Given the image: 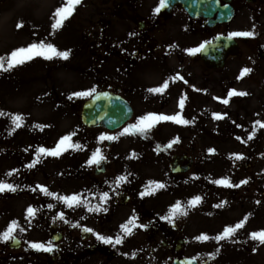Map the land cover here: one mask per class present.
I'll use <instances>...</instances> for the list:
<instances>
[{
  "label": "rangeland",
  "instance_id": "374dc122",
  "mask_svg": "<svg viewBox=\"0 0 264 264\" xmlns=\"http://www.w3.org/2000/svg\"><path fill=\"white\" fill-rule=\"evenodd\" d=\"M63 4L64 0L0 1V56H7L15 48L24 47L41 40L54 44L59 51H69L67 59L71 54L73 56L63 64L60 63L66 59L57 57L52 60H45L36 57L9 71H0V112L4 113V115H0V181L11 183L14 186L19 184L21 180L30 182L35 179L33 174V171H35V174L38 172L37 185L44 186V182L49 178L42 175L44 171L40 167L47 168L52 164L53 166L63 164L69 166L75 158L73 156L75 151L70 147L60 156L54 157L37 156V149L39 147H55L59 139L69 133H74L71 142L79 144L85 139V133H89L102 146L112 143L108 151L113 156L115 166L112 169V175L110 174L105 179V191H100L96 198L92 197V200L88 203L84 192L77 188V194H80L81 199L87 204L96 205L100 201V194L103 192L109 194L114 188L124 186L131 194H138L146 191L149 181L160 182L164 187L156 189L154 194L145 195V197L152 199L155 210L166 214H168L170 207L179 201L186 208L187 215L177 217L180 218L187 234L194 240L199 250L204 255L214 259L213 264H264V244L257 246L256 241L250 238V233L264 230V207L256 203L259 195L257 187L248 182L244 183L243 186L248 195H246L245 200L240 197V203H238L232 202L230 199L235 186L224 187L214 183L215 180L226 177L233 185H236L237 180L244 175L226 165L227 161H229V164L231 162L229 157H222L225 162L221 160V156L216 157L215 149L220 154L222 152L229 153V150H232L234 152L232 162L234 165L245 172H252V169H254L264 176V128L256 124L257 121L264 123V59L259 58L262 47L261 24L258 14H255L256 19L250 22L248 13L244 9H239L236 13L235 20L228 27L230 33L252 32L253 35L247 36L252 38V42L247 44L241 40L242 37H237L239 39L238 54L230 58L221 71L203 70L204 67L199 68V85L207 88L206 91H208L206 97H199V107L201 105L206 106L201 108L203 114L201 115L202 120L199 122V141H191L188 135L183 142L180 141L183 150L192 155L196 165L199 164L196 169H199V173L196 172L194 176V178L199 179V184L184 181L181 187L172 188L162 178V173L168 172L166 158V164L161 162L163 165H158L154 164L153 158L157 154L151 149L144 152L139 150L140 148L131 151L116 148V142L121 138L119 133L128 127L127 125L114 132L99 128L84 129L83 132L76 127L75 116L79 112V102L74 103V116L70 110L66 109L65 99L75 92L86 91L93 87L100 90L103 88V81L101 75L93 78L82 75L77 76L74 69L81 68L85 74L94 75L100 73L101 70V63L96 60L97 55L102 56V60L105 59L108 62H115V57L113 56L114 60L113 58H105L106 56L102 54L103 46L99 47L101 50L97 51L98 47L92 42L94 37H98L99 30L98 27L89 28V26L94 20L93 10L101 8L100 2L91 3L92 6L90 7V3L81 0V3L75 7L73 14L63 22L62 27L53 31L51 28L53 13L56 8L61 7ZM17 24H22V27L17 28ZM118 37L119 35L113 36V38ZM186 37L180 31L173 36V40L185 41ZM80 43L82 45L80 51L74 53L75 46L80 45ZM5 66L7 65L5 64ZM200 66L201 64L195 63L190 68L194 69V72ZM39 68L43 70H38ZM66 68H70L67 70L73 71L74 74L69 73L63 77L59 76L60 71ZM245 68L251 69V71L241 75L242 70ZM46 73H51V77H47ZM104 73L108 74L110 78L116 77L114 69L109 70L107 68ZM37 74L44 81L47 79L58 80L62 77V84L65 88H60L61 82L54 83L53 81L54 84H57L56 88L51 89V95L47 96L37 85ZM147 76L143 71L141 76H134L128 80L129 92L127 97L134 102L133 104L136 107H139L137 103L146 94V84L150 83L151 86L162 84V72L159 64L151 66ZM165 78L166 75L164 80ZM34 85L37 86L34 87ZM60 89L63 90L59 92ZM231 89L247 94L228 97V92ZM50 96L52 98L56 96L57 100L52 99ZM224 99L229 100L227 105L222 103ZM214 113L220 114L222 118L214 119ZM14 114L23 117L22 126L15 129H13L11 123V116ZM101 134L118 138L110 141H100ZM249 136H252V139H249ZM237 137L240 139H237ZM205 140L218 142V145L215 142H209L215 147L214 151L206 150L204 145L207 147L209 143L204 142ZM145 142L151 145L150 141L146 140ZM84 143L88 149L91 147V141H85ZM149 151L153 156L149 154ZM237 154L243 158L236 159ZM37 160L39 162H36ZM29 164H34V167H27ZM203 166H205L203 169L205 180L200 181L199 177ZM89 167V164L86 163L80 170ZM60 170V167H56L53 173H51V169H47V172L50 175L54 174L56 180L65 179L62 176L65 175L66 177V173L62 174ZM191 172H195L194 167ZM8 173H12V175H7ZM58 173L61 175L59 176ZM118 176L126 177V181L119 186L115 183ZM260 177L256 174L255 178H258V181H256L258 185L259 182H263V177ZM45 187L47 188V186ZM244 187H242L243 190ZM28 188H33L35 191L32 185L23 189L18 186L15 194ZM243 190L238 189L237 193L242 194ZM67 192H69L68 188ZM3 194L8 195V191L0 193V232L5 231L7 226L15 220L24 229L23 232L17 231L15 236L29 243H44L45 240L47 243L50 241L49 233L51 232H63L65 237L60 240L62 244L65 243L67 238H70L66 226L70 222L68 214L71 208H68L65 204L66 211L56 207L61 203L59 199L56 202L55 200L52 201L54 209L50 208L49 211H46L43 201L37 195L35 196L37 203L29 202L25 205V200H23L27 199L25 196L19 195V197L12 198L8 195L4 199ZM40 195L43 196V199H46L45 196L47 195L44 196L42 192H40ZM197 195L202 198L201 202L188 207V201ZM40 204L43 205L42 209L36 206ZM217 205L221 206L217 207ZM29 206L37 209V211L40 210V216L46 221H44V225L47 238L45 237L41 217L38 215L37 217L36 215L27 217L26 209ZM76 207L81 214L89 212L85 204ZM131 211V207L127 209L117 208L113 213L123 216L131 213ZM61 213H63L64 219L59 218ZM233 214L235 216L245 214L248 215V219L232 238L219 242L211 239L200 242L195 239L201 234L213 237L222 232L226 225L234 226L240 222L235 219L223 220V218H228ZM94 215H97V213ZM217 249H219L218 252ZM28 252L29 249H26V247L11 252H2L0 247V259L5 260L7 255L11 253L12 255H22L23 259L28 261L33 257L32 255L28 257ZM41 260H48L46 253ZM8 264L22 263L19 260H9Z\"/></svg>",
  "mask_w": 264,
  "mask_h": 264
},
{
  "label": "flooded vegetation",
  "instance_id": "af4514ba",
  "mask_svg": "<svg viewBox=\"0 0 264 264\" xmlns=\"http://www.w3.org/2000/svg\"><path fill=\"white\" fill-rule=\"evenodd\" d=\"M98 1L101 8H96L92 12L95 19L94 24L100 29L106 27L105 31L113 27H123L128 31V36L123 37L124 47L114 48L113 52L112 49H108L104 53L105 56L113 55L115 57L118 80L114 91L119 88V94L124 92L125 95H128L129 87L124 82L134 76H141L143 71L147 76L149 68L159 64L162 83L166 75L165 80H169L168 88L163 93H152L148 89L158 86L146 84V94L137 103V106L149 109V112H161L165 115H174L179 112L182 118L188 121L187 124L192 119L199 124V93H202L198 78L199 67L194 72V69L190 68L195 63L199 65V53L189 55L186 50L198 47L207 39L210 40L214 37L213 30L217 26L208 27L213 18L210 21L202 18L193 20L176 3V0H167L172 5L170 12L167 11L169 9L167 6L162 8L159 13L154 11L159 5V0H85V3H90L91 7V3ZM217 1L219 6H224L227 3L225 1H228L235 13L239 9H244L248 13L250 22L256 19L254 15L258 14L261 24L262 57H264V0ZM218 27H225V25H218ZM180 31L187 36L186 40L174 41L173 36ZM99 41H103V38L100 37ZM176 76H181L183 79H170ZM203 96L207 95L204 93ZM181 97L185 99L183 109L179 107ZM129 103L134 110L133 102ZM162 122L166 123V121ZM171 123L173 135L179 140H184L187 135L191 137L192 130L187 127V124ZM174 145L176 149L166 148L164 153L170 160L172 156L188 155L179 141ZM101 152L105 159L99 165L93 164L91 168L92 174L96 176H100L99 172L107 171L113 159L110 152ZM108 171L110 172V168ZM105 186V183L98 181L95 182L93 188L103 191ZM123 195L127 196L128 194L124 191L111 192L110 198L113 202L110 215L105 214L103 218L98 217L90 220L88 226L96 234L115 237L120 232V225L135 216L136 223L146 227L135 228L133 234L126 236L120 245L105 244L97 240L93 232L86 238V242H78L77 238L71 236L65 249L63 246H53L56 254L50 262L48 260L45 264H88L90 255L93 261L99 259L100 264H110V260L115 257L121 259L119 264H172L174 260L183 259L193 260L199 264V251L196 249L194 253L189 251L192 247L183 238L185 232L183 226L178 227L175 221L169 223L167 220L161 219L167 214L155 210L151 198L139 202L127 201L125 204L121 199ZM130 207L132 211L129 214L120 216L113 213L117 208L127 209ZM1 251L4 252L5 248ZM26 263L42 264L35 259L28 260Z\"/></svg>",
  "mask_w": 264,
  "mask_h": 264
},
{
  "label": "snow or ice",
  "instance_id": "6c2138e0",
  "mask_svg": "<svg viewBox=\"0 0 264 264\" xmlns=\"http://www.w3.org/2000/svg\"><path fill=\"white\" fill-rule=\"evenodd\" d=\"M81 3V0H64V4L61 7L56 8L55 12L53 13V23L51 25V28L53 31L59 29L62 27L63 22L68 19L72 14L77 5ZM167 7V0H159L158 7L154 10L156 13H159L162 8ZM22 27V24H17V28ZM253 35L252 32H232L229 34V39L232 37H247ZM206 43H201L198 47L195 48H189L187 49V53L189 55H196L197 53L201 52L205 49ZM69 56V51H59L56 46L52 43H47L43 40L39 42L30 43L27 46L24 47H18L15 48L8 54L7 56H0V71H9L12 68L23 65L27 61H31L32 59L36 57H41L45 60H52L54 58H61V59H67ZM5 64L7 66H5ZM251 69L245 68L242 70L241 75L250 72ZM170 79H183L181 76H176L174 78ZM186 83V81H185ZM169 86V80L166 79L163 81V83L155 88L148 89L149 92L152 93H163ZM96 89L93 87L92 89L86 90V91H79L73 93L71 96H69V99H72V96L75 97H91L95 93ZM247 93L245 92H238L234 89L229 90L228 97L232 96H244ZM225 105L229 103L228 99H224L222 101ZM185 99L184 97H181L179 100V107L180 109L184 108ZM0 115H4V113L0 112ZM214 119H221L222 116L220 114L214 113L213 114ZM22 120L23 117L19 114H14L11 116V123L13 125V129L19 128L22 126ZM162 121H170L176 124H187L188 121L183 119L180 113H176L174 115H165V114H157V113H147L145 115L140 116L136 123L128 125V127L124 128L119 135L123 136L126 134H145L147 133L151 128H153L157 123ZM256 124H258L261 128H264V123H261L260 121H257ZM43 127V126H41ZM74 133H69L67 135L62 136L59 141L56 143L55 147L52 148H45V147H39L37 149V156L44 155V156H54L58 157L63 152L67 151L70 147L79 148L80 145H73L71 143L72 136ZM118 137L109 136L107 134H101L99 137L100 141L105 140H115ZM249 139H252V136L248 137ZM237 139H240L237 137ZM178 140L174 139L172 140L167 147L170 148L172 144L177 143ZM210 152L214 151L213 149H209ZM236 159H242L243 157L241 155H236ZM105 159L104 155L101 152L100 148L95 149V151L92 152L90 158L88 159L87 163L89 165H99L101 161ZM36 162H39L38 160ZM27 167L32 168L34 167V164H29ZM7 175H12V173H8ZM126 181L125 176H118L116 178V185L119 186L121 183ZM214 183L217 185H222L224 187H239V185H233L228 178H221L218 180H215ZM241 184L247 183V181H241ZM164 185L160 182L156 181H149L148 186L146 188V191H143L140 193L141 197L145 195H151L154 194V191L156 189L163 188ZM37 188H39L40 192H42L44 195L47 196H53L56 199H59L61 202H63L68 208H72L74 206H79L81 204H85V206L88 208L89 211H100L101 206L106 203L109 194L107 192H103L100 194V205H97L95 207L91 206L90 204H87L85 201L81 199L80 194H72V195H66V196H56L54 193L48 191L46 187L37 185ZM5 191L9 192H15L16 187L11 184L7 183L5 181H0V193H3ZM200 196H195L191 200L188 201V207H192L194 205H197L201 202ZM221 205H217V207H220ZM49 208H52L53 205L49 204ZM27 217H34L36 213V209L29 206L26 209ZM181 215H187V210L182 206V204L177 201L174 205H172L169 209V212L166 216L161 217V219L167 220L169 223H172L173 220L177 216ZM60 219H64L63 213L59 216ZM136 217L133 216L128 219V221L124 224L120 225V232L115 236H103L99 235L93 232L91 228H84L83 231L85 232H93L94 235H96L97 240L102 241L105 244H111V245H120L123 243V240L126 236H130L133 234V230L137 227L143 228L146 227L144 225H138L136 223ZM248 217H244L243 220L235 224L234 226H225L219 234L209 237L207 234H201L195 239L200 242H206L208 240H215L217 242L223 241L225 239L232 238L238 229L242 228L247 221ZM76 226V225H74ZM23 232L24 229L21 228L17 221L13 220L8 226L7 229L3 232H0V241L8 242V241H15V233ZM250 238L253 241H258L260 244H264V230L252 232L250 233ZM31 248L38 250V251H44V252H51L53 251V245L51 241H48L47 243L43 242H32L29 245ZM219 249H217V252ZM188 264H191V262H188Z\"/></svg>",
  "mask_w": 264,
  "mask_h": 264
},
{
  "label": "water",
  "instance_id": "95a60500",
  "mask_svg": "<svg viewBox=\"0 0 264 264\" xmlns=\"http://www.w3.org/2000/svg\"><path fill=\"white\" fill-rule=\"evenodd\" d=\"M204 15H210L204 13ZM231 17L230 11H221L218 16V20L228 21ZM236 45L233 41L227 39H217L214 44L207 45L203 50V59L213 67H221L225 59L226 53L229 51L235 52ZM129 110L124 105H120L114 97L106 96V94H98L93 98L90 105H88L83 112V120H86L85 123L88 124V121L91 123H99L98 121L104 120L105 116H110L107 118L110 122L106 125L110 129L119 127L126 119L129 117ZM89 119V120H87ZM95 121V122H93Z\"/></svg>",
  "mask_w": 264,
  "mask_h": 264
}]
</instances>
